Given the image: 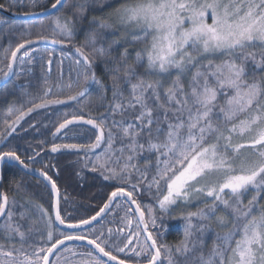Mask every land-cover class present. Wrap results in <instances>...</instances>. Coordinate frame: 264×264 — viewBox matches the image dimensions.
<instances>
[{
  "label": "snow or ice",
  "instance_id": "1",
  "mask_svg": "<svg viewBox=\"0 0 264 264\" xmlns=\"http://www.w3.org/2000/svg\"><path fill=\"white\" fill-rule=\"evenodd\" d=\"M38 3L29 0L23 15H51L53 35L33 37L36 26L25 25L20 42L5 49L3 92L14 75L11 90L20 89L28 106L9 107L0 140L38 110L74 105L52 135L87 142L53 143L51 152L83 153L84 168L113 190L94 215L73 220L62 215L60 189L47 171L31 168L15 150L0 151V167L14 162L38 171L53 196L50 213L27 196L19 203L0 192V264H264V0H52L37 13ZM40 42L71 45L76 78L64 85L45 76L32 98L22 74L32 72V46ZM46 55L42 74L52 71L54 53ZM140 195L153 202L142 204ZM120 201L129 207L114 232L101 222ZM193 203L196 210L179 217L182 238L161 243L171 227L165 218ZM33 233L39 244L29 243ZM72 241L89 247L78 251Z\"/></svg>",
  "mask_w": 264,
  "mask_h": 264
},
{
  "label": "flooded vegetation",
  "instance_id": "2",
  "mask_svg": "<svg viewBox=\"0 0 264 264\" xmlns=\"http://www.w3.org/2000/svg\"><path fill=\"white\" fill-rule=\"evenodd\" d=\"M10 0H0V3H4L7 7ZM51 3L52 0L46 1V3L42 6L49 7L48 4ZM40 5V7H38ZM50 8V7H49ZM4 11L5 13H11L14 15H23L24 12L29 10V0H20V4H18L16 7H14L11 10L6 11L5 9H0ZM35 11L37 13H41V0H39V3L37 4V7L35 8ZM0 30H5L11 23H31V22H24V21H14L11 19H7L4 15L0 13ZM76 44V43H75ZM47 45V44H37L33 45L32 47L36 48L39 46ZM62 54H67L69 57L73 58L74 60L77 59V54L75 52V49L72 46L67 45H59L55 46ZM35 54V53H34ZM66 56H59L57 55L53 59V65L55 60H63L66 61L68 57ZM43 62V65L46 63V59ZM34 62L32 67L31 73H25L22 74V77H26L27 80L30 82L28 85V91L33 93V97L36 95L35 89L33 87L34 82H44L45 76L49 80V77L52 76L54 72V66L52 65V71L51 73H45L42 74V66L41 62ZM19 66L17 65L14 67V72H19ZM69 71V70H67ZM61 76V73L59 74ZM65 77H71L76 78V74L73 70L69 71ZM16 77L14 75H11L7 81L10 91L7 95L4 94L3 88L5 81H0V131H3L5 128L4 121L6 119H10L11 117L8 114L9 107L11 106L13 112H15L17 109L20 108L21 104H24L25 107H27V98H24L22 96L20 89H14L11 90V81L15 80ZM73 107H62L65 109L68 108H74ZM43 115V121H37V116ZM50 109L48 110H38V112H34L30 114L29 116L25 117L23 121H21L20 125L17 126V130L15 133H13L11 136H8L4 140H0V151H9V150H15L17 151V154L21 156V159L25 161V163L29 164L31 168L33 169H42L44 171H47L50 176L53 177V179L56 181L57 186L60 189L61 193V202L60 207L62 209V215L67 216L68 214H71V217L73 220L79 219L81 217H89L92 215L93 209L91 207L90 202L88 201H80L79 199H76L74 194V186H73V180L76 179V181H84L86 178H91V180L95 179V182H102L103 184L107 181H104L103 178L99 175V173H93L89 171V169L84 168V166H81L84 164L83 157H81V160L76 163L73 160L76 158V156H81L83 153L77 154L76 152H71L69 150H65L63 152L62 150L57 153L51 152V145L53 143H71L74 140H78V137H74L71 133H69L68 137H59L55 138L52 135V132L50 130ZM48 120L46 123L45 120ZM34 125V127H33ZM46 126V127H45ZM36 130H42L44 133L41 134L40 139L37 141L36 137ZM80 138V137H79ZM36 140V141H35ZM38 144L41 146H44L45 148L50 146L47 150H45L43 154H39L36 156L37 153L35 150H32L33 147H36ZM29 157H35V162L33 160L29 159ZM63 165L67 170L68 173H75L77 178H74L72 175L69 177H65V182L67 185L63 184L62 176L58 175L56 165ZM74 164H79L81 167H72ZM47 166V167H45ZM0 176H2V179H0V192H5L9 196L10 201L14 198L17 202L23 203L24 197L27 196L31 199L32 203L34 205H41L44 209H48L51 213V204L53 202V196L51 194L50 187H47L46 182L42 180V178L38 177L40 176L39 172H33L29 171L28 169H23L20 166H17L14 162L13 163H5L2 167H0ZM17 184L20 185L22 191L17 192L16 186ZM82 189L84 185L80 186ZM63 197H66V199H63ZM107 200V198H106ZM105 200V202H106ZM120 207L115 208L113 206V211L109 212L104 220L101 222L104 226L106 223V220H117L124 216L125 211L128 209L129 205L124 203L123 201H120ZM28 207V205H26ZM133 207V206H132ZM33 213V219H37L39 217V212L36 209H31ZM17 212L20 211V209H16ZM3 218H0V221H2ZM18 219V217H17ZM20 223L24 226V229L26 230L29 221L24 220L20 221ZM42 228V225H38ZM98 226V225H97ZM99 227V226H98ZM134 228V226H133ZM119 229V227H118ZM127 229H125L126 231ZM116 231V230H115ZM128 231V230H127ZM127 231L124 233L126 235ZM0 243H5V240L0 238ZM29 243L32 244H39L40 243V237L38 233H33L32 238L29 240ZM74 248H76L78 251H84L87 249L85 246H81L79 244L70 245ZM17 247H19V244H17ZM27 251L31 252L32 249L28 248ZM55 256H53V260H55Z\"/></svg>",
  "mask_w": 264,
  "mask_h": 264
},
{
  "label": "trees",
  "instance_id": "3",
  "mask_svg": "<svg viewBox=\"0 0 264 264\" xmlns=\"http://www.w3.org/2000/svg\"><path fill=\"white\" fill-rule=\"evenodd\" d=\"M50 2L48 4V6L50 7ZM71 14V11L69 12H66V15H70ZM52 20H53V17H49V18H46V19H42V20H38V21H35V22H31V23H20L22 25H33V26H41L42 25V28L40 27V29H35L33 28V33L35 32H42L43 31L45 32V30L51 26L52 24ZM36 23H38L39 25H35ZM12 24H17V25H20L18 23H12ZM11 25V24H10ZM9 27V26H8ZM7 27V28H8ZM85 27H87V25L85 24ZM11 35V34H10ZM19 36V34H18ZM13 36L11 35L10 37H1L0 35V46L2 47H6L4 44H6L7 42H13ZM84 42V33L81 31L79 33V35L75 38V43L77 45L79 44H82ZM41 46V45H40ZM55 73L52 74V76L49 77V80H51L53 78V75ZM98 76H102L103 73L101 70L98 69V72H97ZM95 103L97 102L95 97L93 98ZM111 100V93H109V101ZM57 108L59 109L58 112H53L51 109V117H50V130L51 131H54L55 130V126H56V123L58 121V118L60 116V114L64 111H68V112H72L75 110V107L74 108H68V109H65V108H62L60 106H57ZM104 110V109H103ZM45 115V114H44ZM37 121H43V114L37 116ZM46 123L48 122V120L46 119L45 120ZM37 134H36V137L37 138L36 140L38 141L41 137V134H43L44 132L42 130H36ZM78 140H74L73 142L71 143H83V142H87L83 137H80L78 138ZM35 140V141H36ZM48 148H50V146L48 147H44V146H41L40 144H38L36 147H33L32 150H35L37 153L39 154H43L45 153L44 151L47 150ZM63 152H65V150H62ZM70 151V150H69ZM71 152H74V151H71ZM81 157H83V155L81 156H76V158L73 160L74 162L78 163L80 160H81ZM83 166V164L81 165ZM79 164H74L72 167H81ZM56 169H57V172H58V175L59 176H62V180H63V184L67 185L66 182H65V177H69L70 175H72L74 178H77L75 173L71 174V173H68V170L63 166V165H56ZM96 180L93 179L91 180V178H86V180H82V181H76V179L73 180V186H74V194H75V197L76 199H79L80 201H88L90 202L91 204V207L93 209V212H92V215L95 214L96 211L99 210L100 207L103 206V204L105 203V200L108 196V194L113 190L112 186H111V183L110 182H105L104 184L102 182H95ZM81 185H84L83 189L80 187ZM146 195H140L138 197V199L142 202V204H148L151 202L150 201H146L144 198H145ZM196 207L197 205H193V206H190V208H177L173 213L172 215L176 217V219H170V218H165V221L164 223L167 224V225H170V230L168 232H166L164 234V236L161 238L165 243L167 244H175L177 243L181 238H182V227L183 225L181 224V219L179 218L181 213H185L189 210L191 211H195L196 210ZM105 228H112L115 232V230L118 229V227H120L122 224L121 222V219H117V220H109L107 221L106 220V223H105ZM99 226V225H98ZM215 227V225L213 226ZM218 230V229H217ZM205 238H208V240H206V247L207 245L209 246V244L211 243L210 240L213 239V233L212 232H209ZM209 247H207V249H205V251L207 252ZM122 257L124 256V254H120ZM143 264V263H141Z\"/></svg>",
  "mask_w": 264,
  "mask_h": 264
},
{
  "label": "rangeland",
  "instance_id": "4",
  "mask_svg": "<svg viewBox=\"0 0 264 264\" xmlns=\"http://www.w3.org/2000/svg\"><path fill=\"white\" fill-rule=\"evenodd\" d=\"M46 1H48V0H41V6H42V4L44 5L46 3ZM38 7H40V5ZM69 11L70 10H66V12H69ZM35 25L38 26L39 24L36 23ZM24 26L25 25H22V24L17 25V24H12L11 23V25H9V27L6 28L5 30H0L1 37H4V36L10 37L12 35L13 38H14L13 39V42L10 41V42H7L6 44H4L6 47L0 46V69H5V65L7 63V61L5 59V49H7L9 51V53H10L11 49L14 48L17 43L20 42V39L23 38V37L20 36V32L24 28ZM34 28L35 29H40V26L34 27ZM38 32H40V31H38ZM35 33H33V37H34ZM43 33L46 34V35H49V36L53 35L52 24H51L50 27H48L45 30V32L43 31ZM18 34H19V36H18ZM74 43H75V40H74ZM67 46H71V45H67ZM36 49H38V51L35 52V54H34V56H35V62H37V63L38 62H41V65H43V62L42 61H45L44 58L46 60L48 58L47 55H46V52L47 51H51V52L54 53L53 58H55L57 55H59V56H66L67 55V54H62L60 52V50H58L55 46L53 47V46H49V45H43V46L36 47ZM67 57H68V59H66V61H63V60H60V59L54 61V65H53L54 66V72L53 73H55V74L53 75V78L51 80H49L50 83H53L54 84L57 80H60L62 84L66 85L67 83L75 80V78L65 77V75L69 71L73 70V68H74V63H73L74 62V59L71 58V57H69L68 55H67ZM67 70H69V71H67ZM61 72L63 73L62 76L59 75ZM32 85H33V87L35 89V93H36V95L34 96V98H36V97H38L39 94L42 93V89L44 87V82H41V83L34 82ZM93 103H95L94 99H93ZM100 111H104L103 108H101ZM50 113H51V110H50ZM117 119H119V117H117ZM141 166H143V162H141ZM144 199L146 201H150L151 200L150 203L153 202L152 199L148 195H146ZM193 205H196V203H193L191 206H193ZM182 207L183 206H181L180 208H182ZM181 224L183 225V221H181ZM121 227H124V225H121L119 228H121ZM181 233H182V236H183V227H182ZM127 234H128V231H127L126 235ZM142 239H143V236L141 237V240ZM206 240H208V238H205V242H206ZM210 241H211V243L209 244V246L207 245V247H209V248L212 245L213 239L210 240ZM160 242L161 243H165L162 239L160 240ZM133 244H135V240H133ZM207 247L205 249H207ZM192 255L194 256L195 253H193ZM191 258L192 257L190 256L189 257V261L191 260ZM141 263H143V261ZM181 264H185V261L183 259H181Z\"/></svg>",
  "mask_w": 264,
  "mask_h": 264
},
{
  "label": "water",
  "instance_id": "5",
  "mask_svg": "<svg viewBox=\"0 0 264 264\" xmlns=\"http://www.w3.org/2000/svg\"><path fill=\"white\" fill-rule=\"evenodd\" d=\"M0 13L2 15H4L7 19H11V20H14V21H17V22H20V21L31 22V21H38V20H42V19H46V18L52 17L51 15H47V14H43V13H41L39 15H29V16H26V15H20V16H18V15H14V14H11V13H5L2 10H0ZM39 44H47V45L53 46V47L54 46H59V45H53L50 42H40ZM60 107H64V106H60ZM55 138H57V137H55ZM38 177L42 178V180L44 182H46L47 187H50V189H51L50 184L47 181H45L43 179V177H41V176H38ZM133 208H134V206H133ZM67 243L69 245H74L76 243V244H79V245L84 246V247L86 246L87 248L89 247V246H87L86 242L72 241V242H67Z\"/></svg>",
  "mask_w": 264,
  "mask_h": 264
}]
</instances>
